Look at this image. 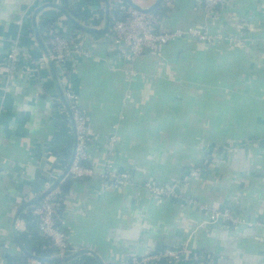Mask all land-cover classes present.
I'll list each match as a JSON object with an SVG mask.
<instances>
[{
	"label": "crops",
	"instance_id": "obj_1",
	"mask_svg": "<svg viewBox=\"0 0 264 264\" xmlns=\"http://www.w3.org/2000/svg\"><path fill=\"white\" fill-rule=\"evenodd\" d=\"M110 1L112 19L114 6H130ZM169 1L160 6L168 4L164 30L199 27L215 39L186 34L130 60L109 30L57 24L89 51L64 70L88 115L93 169L63 194L57 219L73 251L94 253L62 264H130L165 247L184 249V258L152 264H264V0H232L213 11L200 0ZM44 2L88 15L70 13L84 26L106 23L104 0H0V59L14 40L22 46L15 75L0 62V250L17 263L35 260L28 252L56 255L39 244L33 205L21 208L62 176L76 141L46 61L48 43L35 35L33 15ZM133 2L148 8L156 0ZM108 160L133 182L105 178ZM148 181L174 194L156 197ZM212 209H229L238 222H208Z\"/></svg>",
	"mask_w": 264,
	"mask_h": 264
},
{
	"label": "built area",
	"instance_id": "obj_2",
	"mask_svg": "<svg viewBox=\"0 0 264 264\" xmlns=\"http://www.w3.org/2000/svg\"><path fill=\"white\" fill-rule=\"evenodd\" d=\"M170 3L169 0H166ZM232 0H200L204 7L213 11L218 6L229 4ZM123 17L115 18L111 24L108 36L116 45L124 44L126 48L121 50L124 56L130 60L134 59L147 51L159 52L162 47L177 37L191 34L202 40H214L215 36L209 34L206 30L196 27L189 30H164L162 28L164 17L161 18L154 11L145 12L133 7H122ZM50 52L53 56L58 75L63 82V88L66 98L72 107L74 118L77 127L78 146L75 159L70 168L69 174L74 178L86 177L93 173L90 166L84 164V161L90 160L88 144L91 139L89 132V121L87 113L81 108L78 102L77 94L72 88L66 85L68 79L64 70L65 62L71 58L81 55H89V51L84 47L83 40L77 37H66L56 34L51 38ZM22 46L19 40H14L12 48L7 56L6 63L3 64L9 75H15L16 63L22 56ZM115 137H112V142ZM111 154V152H109ZM111 161L107 162L105 178L112 179L118 185H126L132 183V176L127 171L115 172L110 169ZM201 174L200 168H193L191 175L198 177ZM145 186L156 197H166L173 195V189L170 186H165L153 181H148ZM61 195V190L56 188L44 197L40 202L36 203L31 208V213L38 221L40 233L51 240L57 248L56 254L65 255L71 253L74 249L70 248L68 243L67 232L61 228L56 219L55 206L56 200ZM208 222H229L235 224L238 218L233 211L229 209H212L209 212ZM249 224H253L250 223ZM185 256L184 249L165 247L156 251L148 252L142 255H135L131 259L130 264H152L162 260H171L174 262L181 261ZM0 264H62L51 263L40 260H33L25 263L10 262L3 252L0 250Z\"/></svg>",
	"mask_w": 264,
	"mask_h": 264
},
{
	"label": "water",
	"instance_id": "obj_3",
	"mask_svg": "<svg viewBox=\"0 0 264 264\" xmlns=\"http://www.w3.org/2000/svg\"><path fill=\"white\" fill-rule=\"evenodd\" d=\"M125 2H127L130 7L145 11V12H151L156 10L158 7H160L166 0H156V2L148 7V8H143L141 7L139 4L133 2V0H124ZM105 4H106V23L104 27L101 28H95V27H91V26H84L81 23H79L71 14L70 12L64 8L61 4L57 3V2H44L43 4H41L39 7L36 8L34 15H33V26H34V30H35V35L37 37V39L42 43V36L40 34V29H39V24L37 22V16L44 11L47 8H52V9H57L60 10L67 19H69L71 22H73L75 25L79 26L81 29L86 30L87 32H92V33H106L108 32V30H110L111 28V24H112V18H111V1L110 0H104ZM45 45V44H44ZM45 57H46V61L48 64H50L52 70H53V74L55 77V80L57 81V84L60 88V92H61V99L63 100V103L65 104V106L67 107V109L69 110L72 119H73V124H74V129H75V136H76V141H75V147L73 150V154L71 156V160L70 163L67 167V169L65 170V172L62 174V176L60 178H58L39 198L32 200L28 203H26L24 206H22L21 209H25L28 206H32L35 205L36 203L40 202L44 197H46L50 192H52L53 190H55L56 188L59 187V185L61 184V182L66 178V176H68L70 168L73 164V161L75 159L76 156V152H77V146H78V135H77V127H76V122H75V118H74V113L72 110V107L70 105V102L68 101V99L66 98L65 92H64V88L62 87L61 83H60V78L58 75V71L56 69L55 66V62L53 59V56L49 50V48L45 45ZM85 252H90V253H94L92 250L88 249V248H80L76 251H73L71 253L65 254V255H58L56 254L54 257H49V256H42V255H35L32 254L30 252H28V254L35 258V260H40V261H45V262H51V263H62L65 262L69 259H72L73 257H75L76 255L85 253ZM96 254V253H95ZM210 264L209 261L207 259L204 258H198L196 259L192 264Z\"/></svg>",
	"mask_w": 264,
	"mask_h": 264
},
{
	"label": "trees",
	"instance_id": "obj_4",
	"mask_svg": "<svg viewBox=\"0 0 264 264\" xmlns=\"http://www.w3.org/2000/svg\"><path fill=\"white\" fill-rule=\"evenodd\" d=\"M165 6H162L160 7L159 10H156L154 11L157 15H159L161 18L164 17V13L166 12L167 10V6L168 4L165 3L164 4ZM167 5V6H166ZM67 7V6H66ZM118 7V8H117ZM127 8V7H126ZM67 9V8H66ZM72 15H77L79 17H82L85 18V19H88L89 16L88 15H84L82 14L80 11L78 10H75V9H67ZM123 8H121V6H114V9H113V13H114V17L112 19V23L114 21L115 18H121L123 17L124 13H123ZM62 12L60 10H57V9H52V10H48V11H45L41 16H40V20H39V29L44 37V39L47 41L48 43V47L51 49V38H53L56 34H59V35H62V36H66V37H72L70 35H67L68 32L63 30V24L64 26L66 25H70V26H74L73 23L69 20V19H62ZM60 24L62 25V27L60 28V26H58L57 24ZM8 54L4 57V60L1 58L0 59V62L5 64L6 63V58H7ZM67 65V63L65 64ZM16 70L18 71L19 68L21 67V57L19 59V61L16 63ZM67 77H68V73H66ZM84 164L87 165V166H91L90 162L89 161H84ZM88 176L86 177H80V178H74L72 177L71 175H68L66 176V178L61 182V184L59 185V189L61 190V195L58 197V199L56 200L57 204L55 206V213H56V219H57V211H58V207L60 206L61 202L63 201V194L68 192L71 187H72V184L74 181L76 180H82V179H85L87 178ZM29 212H31V209L29 210ZM32 213L31 215L29 216L30 218H32ZM35 218V216H33ZM28 218V216H27ZM38 224V221L37 219L35 220ZM58 221V219H57ZM59 223V221H58ZM38 226V225H37ZM61 226V225H60ZM39 228V227H38ZM61 228H63L61 226ZM64 229V228H63ZM65 230V229H64ZM40 231V230H39ZM42 235V234H41ZM43 236V235H42ZM39 244L41 245V247H46V252H49V253H56L57 252V248L53 245V243L51 242V240H49L48 238H46L45 236H43V239L42 237L39 239ZM70 248H72L70 246ZM22 263H25V262H22ZM57 263V262H56Z\"/></svg>",
	"mask_w": 264,
	"mask_h": 264
},
{
	"label": "rangeland",
	"instance_id": "obj_5",
	"mask_svg": "<svg viewBox=\"0 0 264 264\" xmlns=\"http://www.w3.org/2000/svg\"><path fill=\"white\" fill-rule=\"evenodd\" d=\"M67 19V18H66Z\"/></svg>",
	"mask_w": 264,
	"mask_h": 264
}]
</instances>
